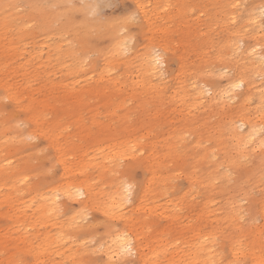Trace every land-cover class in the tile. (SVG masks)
Segmentation results:
<instances>
[{
  "label": "rangeland",
  "instance_id": "rangeland-1",
  "mask_svg": "<svg viewBox=\"0 0 264 264\" xmlns=\"http://www.w3.org/2000/svg\"><path fill=\"white\" fill-rule=\"evenodd\" d=\"M163 2L170 3L168 10L162 8ZM84 3L97 6V9L92 8L87 14L95 22L90 28L76 24L81 21V14L77 11L70 18L56 15L62 6H68L58 0H0V53L11 56L7 69L6 63L0 60V156L14 153V170L24 166L31 174L29 183L13 189L15 202L24 203L34 194L28 189L34 183H42L43 188H46L62 177L58 158L67 163V168L73 167L76 161L85 164L94 155L90 148L130 135L138 138L145 134L147 137L144 141L154 140V143H159L166 129L177 126L178 118L186 116L188 109L181 102L184 103L186 88L191 83L196 85L203 84L202 81L207 83L208 79L219 80L217 73L220 72V66L236 58L231 50L233 42L240 38L250 39L256 31L260 35L259 39L264 40V0H73L70 5L77 7ZM251 14L257 16L254 24L249 19ZM232 15L237 16L236 22L231 21ZM126 19L128 21L124 22ZM108 24H118V34L127 35L130 39V52L126 54L129 55L128 60L117 58L113 69L110 58L104 55L109 49V42L103 37L93 36L94 28L101 29ZM82 31L93 36L91 44L87 39H81ZM154 48L163 53L167 60L164 70L169 77L166 78L164 88L146 96L130 94L128 89L137 87L135 82L146 78L138 69L141 56ZM260 50L264 51V43ZM241 62L242 68L246 69L249 63L245 60ZM262 71V76L254 77L253 81L264 87V68ZM115 88L120 90L114 91ZM7 93L10 97L4 98ZM79 93L82 94L78 97ZM169 95H174L176 100L172 107L168 104ZM255 96L251 94L253 102ZM250 105L252 103L246 106V113ZM229 112L228 109L218 112L213 108L209 111L210 115L206 116L207 122L215 121ZM15 121L19 123V135L26 134L28 129H34L42 135L35 139L25 138L22 145L15 143V133L11 128ZM203 144L210 147L214 142ZM214 150L217 151V148ZM67 152H73L74 155L68 156ZM185 154L188 155V152ZM185 154L178 159L181 158L188 168ZM216 158H220L218 154ZM244 164L247 167L251 165ZM126 165H120L114 176L106 171L88 170L92 174L90 181L97 188L103 189L108 188L109 181L117 178L119 173L124 175L130 172L134 178L141 176L140 167ZM4 171L0 173L1 182L2 177L12 170ZM168 174L169 171L165 170L162 177ZM236 176V173L231 174L232 179ZM177 184L170 189L175 201L189 187L187 180L179 179ZM138 189L139 186L134 185L137 194ZM25 192L28 194L24 195ZM213 197L214 204H221V196L216 197L214 194ZM204 198L202 191H190L191 203L185 204L186 200H183L181 218L190 216V222H193ZM166 200L160 196L156 204H163ZM248 205L247 200L239 201L237 205L245 214L239 215L242 228L240 225L234 227L233 236L236 233L245 234L241 232L242 229L262 230L264 227V219L260 215L249 220L246 212ZM86 210L87 215L81 222L87 227L73 240L76 246L85 249L77 252L78 255L83 251L79 255L81 263L78 264H101L99 245L104 243V238H101L103 227L111 225L114 229H122L123 222L101 214L97 208ZM207 210L210 217L206 222L215 225L217 221L214 215L217 212L214 206ZM12 213V207L7 203L0 204V259L3 260L0 264H11L10 261L13 264H70L58 249H44L39 259L33 256L34 249L27 253L14 251L12 244L22 248L26 243L17 242ZM61 214L63 222L70 215L66 211ZM217 217L220 219V216ZM170 219L155 217V221L161 225H166ZM184 220L187 221L186 218ZM27 222L25 220L24 223ZM35 224L33 232L37 235H31L34 246L38 243V235L48 231L50 236L56 230L49 220ZM149 230L151 228L146 233ZM253 234L233 239L244 243ZM217 239L221 241V238ZM13 240H16L15 243ZM177 243H168L172 247L166 254L161 250L167 245L159 246L157 257L152 258V263L182 264L180 260L183 258H186V263L189 262V258L180 252L182 258L177 256L171 263L174 259L172 256L178 250L175 247ZM227 243L224 242L225 247ZM181 246L185 252L188 251L187 245ZM11 253L12 257L9 256ZM89 256L94 259H89ZM248 258H239L238 263L249 264ZM124 264L141 263L134 260Z\"/></svg>",
  "mask_w": 264,
  "mask_h": 264
},
{
  "label": "bare ground",
  "instance_id": "bare-ground-1",
  "mask_svg": "<svg viewBox=\"0 0 264 264\" xmlns=\"http://www.w3.org/2000/svg\"><path fill=\"white\" fill-rule=\"evenodd\" d=\"M72 1L58 0L68 6H62L56 15L70 18L77 11L81 14V21L76 24L81 27H93L95 22L87 14L92 8L97 9V6L84 3L73 7L70 5ZM169 5V2H163L162 8L168 10ZM230 19L236 22L237 16L232 15ZM249 19L253 24L257 22L255 14H251ZM127 21L128 19L124 20ZM117 25L108 24L93 30V36L103 37L109 42V49L104 55L110 58L112 69L117 58L128 60L129 55L126 54L130 52V39L127 35L118 34ZM257 33L258 31L254 32L250 39L240 38L231 44L236 58L233 62L220 66V72L217 73L219 80L208 79L207 83L202 81L203 84L196 85L193 82L186 88L184 103L181 102L188 109L186 116L178 118L177 126L167 128L157 144L154 140L144 141L147 137L145 134L138 138L130 135L123 139H111L90 148L94 155L88 158L85 164L76 161L73 167L67 168V163L58 158L62 177L46 188H43L42 183H34L32 187H28L34 194L24 203L15 202L12 193L14 188H21L29 183L30 170L24 166L14 170V153L1 155L0 173L6 172L4 170L12 171L7 174L9 179L4 175L3 182L0 181V204L7 203L12 207L11 219L17 226V242L26 243L25 247L19 248L9 242L12 244L11 248L25 253L34 249L33 256L36 259L41 257L40 253H43L44 249H58L70 264L81 263L79 255L85 249L76 246L77 243H73V240L87 227L81 222L87 215L86 209L97 208L101 214L123 222L122 229H114L111 225L103 227L101 238H104V243L99 245L101 264H124L134 260L140 261L141 264H154L151 260L157 257L158 247L167 245L161 250L166 254L172 247L168 243L174 241L178 242L175 246L178 250L172 256L174 259L171 263L177 256L182 258L179 253L183 252L190 261L186 263V258H183L180 260L182 264H239V258L244 256L249 257V264H264V227L262 230L242 229L241 232L247 235L254 232L252 237L248 236L249 241L244 243L233 238L245 234H232L235 232L234 227L240 225L239 215L245 214L237 206L239 201L249 202L246 211L249 220H254L256 215L264 219V87L256 85L253 81L254 77L262 76L264 51L260 50V47L264 40L261 41ZM93 36L82 31L81 39H87L91 44ZM10 57L7 53H0V60L6 63V69ZM242 60L249 63L246 69L240 64ZM166 62L164 54L155 48L143 53L138 69L146 78L136 81L138 86L130 87V94L146 96L154 90L161 91L166 84V78L169 77L164 70ZM135 76L140 78L138 74ZM236 84H240V87H235ZM138 88L140 90H137ZM252 93L256 94L254 102ZM8 96L7 93L3 97ZM175 102L174 95H169V106H174ZM250 103L252 105L248 106L246 113V106ZM213 108L218 112L223 109L230 112L215 121L207 122L206 116L210 115L209 111ZM18 125L15 121L11 127L15 133V143L22 145L25 138L35 139L42 135L34 129H28L26 134L19 135ZM205 142H214V145L208 147L203 144ZM214 148H217V151ZM67 153L68 156L74 155L73 152ZM182 154L186 155L188 168L181 158L178 159ZM217 154L220 157L218 160ZM244 163L251 165L247 167ZM124 164H127L125 167H140L141 176L134 178L130 172L124 175L119 173L117 178L109 181L108 188L103 189L97 188L90 181L92 174L88 170L106 171L110 176H114L117 168ZM168 166L171 167L166 169ZM165 170H168L169 174L162 177ZM232 173H236V178L232 179ZM179 179L187 180L189 187L181 193L180 199L175 201L170 189L178 185ZM136 184L139 186L138 194L134 190ZM128 185H131V191L125 201L124 189ZM192 190L202 191L205 198L202 204H199L200 209L196 212L195 220L190 222V216L185 217L187 221L181 217L183 200H186L185 204L190 202L189 193ZM27 194L25 192L24 195ZM214 194L216 197L221 196V204L213 203ZM160 196L167 200L163 204H156ZM67 203L68 206H65ZM210 206H214L217 212L214 215L217 221L215 225L206 222L210 217L207 210ZM63 207L67 208L62 209ZM62 211L70 213L64 221L66 224L61 220ZM156 216L171 219L166 225H161L155 221ZM217 216H220V219H216ZM25 220L28 222L24 223ZM48 220L55 226V232L50 236L48 231L38 235V243L34 246L31 235H37L33 232L35 223ZM148 228L151 230L146 233ZM217 238H221V241ZM15 241L13 240L14 243ZM224 242H228V248ZM181 245H187L188 251L185 252ZM128 248H131V254L126 251ZM80 250L83 251L77 255ZM9 256L12 257L13 253ZM88 258L94 259L93 256ZM0 261L3 262L2 259ZM10 263L13 264L11 261Z\"/></svg>",
  "mask_w": 264,
  "mask_h": 264
},
{
  "label": "snow or ice",
  "instance_id": "snow-or-ice-1",
  "mask_svg": "<svg viewBox=\"0 0 264 264\" xmlns=\"http://www.w3.org/2000/svg\"><path fill=\"white\" fill-rule=\"evenodd\" d=\"M131 19H134V17L131 18ZM157 63H159V60H157ZM262 66H264V61H262ZM235 87H240V84H236ZM124 191H125V197H124V200L126 201L128 195H130L131 185L126 186L125 189H124ZM130 243H131V241H129V244H130ZM126 251H127L129 254H131V248L126 249Z\"/></svg>",
  "mask_w": 264,
  "mask_h": 264
}]
</instances>
